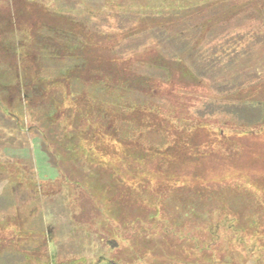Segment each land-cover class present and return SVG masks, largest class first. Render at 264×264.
Segmentation results:
<instances>
[{
    "label": "rangeland",
    "instance_id": "374dc122",
    "mask_svg": "<svg viewBox=\"0 0 264 264\" xmlns=\"http://www.w3.org/2000/svg\"><path fill=\"white\" fill-rule=\"evenodd\" d=\"M153 1L156 4L151 0H0V39L5 46L0 51V73L7 85L2 98L19 111L12 72L16 32L24 36L33 29L41 40L51 39L60 32L62 17H67L73 20L71 35L77 31L84 39L83 51L98 49L107 58L134 55L140 61L134 63L136 70L155 77L157 69L145 59L157 45L145 43L163 28L177 31L187 23L191 31L186 60L195 69V81H157L158 94L140 98L159 103L161 111L178 122L204 115L196 121L217 134L225 132L231 138L227 148L205 163L180 166L185 175L192 174L171 188L161 176L170 164L157 159L138 166L112 162V168H99V182L84 169L86 183L83 188L75 183L74 201L65 198L60 186L56 189L59 180L45 186L47 196L30 191L28 198L26 191L17 193V185L14 190L8 187L0 197V264H28L36 257L48 264H264V0H218L202 11L192 5L196 0H190L187 9L174 13L164 7L176 0ZM56 36L70 43L67 33ZM44 45L35 41L30 46L36 56L26 69L29 78L36 71L43 78H58L59 69H46L47 61L37 58ZM74 45L80 52V45ZM171 48L163 49L168 58ZM36 58L42 64L30 71ZM224 96L229 98L223 103ZM42 102L34 98L26 110L24 131L14 129L21 138L10 142L11 151H18L15 161L28 160V139L44 163L37 131H53L56 134L50 136L56 138L68 125L50 121L48 101ZM5 122L16 126L5 117L0 132H6ZM207 129L197 130L199 140L208 137ZM148 134L152 143L157 134ZM42 163L38 179L44 181L50 169ZM5 177L0 173L3 183ZM65 184L69 181L61 183ZM15 233L23 235L20 241L7 238ZM40 242L44 246L37 248Z\"/></svg>",
    "mask_w": 264,
    "mask_h": 264
},
{
    "label": "trees",
    "instance_id": "16d2710c",
    "mask_svg": "<svg viewBox=\"0 0 264 264\" xmlns=\"http://www.w3.org/2000/svg\"><path fill=\"white\" fill-rule=\"evenodd\" d=\"M189 1L176 0L174 2L176 4L163 7L171 9L168 11L170 13L178 10L184 11L188 8ZM151 2L156 4L153 0ZM220 2H224V0ZM216 3L218 0H196L192 5H199V9L202 11L208 10L209 5ZM62 18V24L58 25L61 28L57 27L60 32H56V34L67 33L70 36L74 30L71 25L73 20L67 17ZM157 27H162V24ZM190 27L189 24L184 23L177 31L163 28L152 35L151 42L145 43L153 45L152 42H154L157 45L158 50H151L150 52L154 54L149 52L147 58H144L153 68L157 69L158 75L155 77L144 70L142 72V69L136 70L134 63L140 61L134 55L128 59L114 56L107 58L100 54L98 49L95 53H90L87 49L83 51L84 39L77 36V31L69 37L70 43L69 40H64L66 41L64 43L62 36H56L55 33H53V38L50 39L48 36L41 40L37 33H33V29L24 36L20 34V31L16 32L17 37L14 39L16 62L12 72L15 74L13 83L18 89L20 97L19 111H14V108L2 98V95L6 94L7 85L4 84L2 73H0V122H3L5 117L16 122L15 127L10 122H5L6 127L4 128L7 130L5 133L0 132V140H6V143H0L2 145L0 165H4V170L0 169V173L6 176L2 178L5 183L0 179V197L4 190L6 191L8 187L14 190L16 185L18 186L17 193L26 191L28 198L30 191L47 196L44 193L49 191H46L45 186L51 184L52 181L59 180L55 184L56 189L60 186L59 191H65V198L71 197L74 201L76 198L71 194H77L78 191L75 188V183L82 188L85 185L84 169L89 172L88 176L91 177V180L99 182V168H112V162L113 164L120 162L138 166L153 159L170 164L161 176L165 178V183L171 188L176 181H182L192 174L189 172L185 175L180 171V166L197 161L205 163V160L210 156L213 157L219 151L223 152L231 138L225 132L217 134L215 130L211 131L205 125L199 124L196 120L202 121L204 115H198L195 117L196 120L186 118L178 122L174 117L166 116L161 111L159 103L140 98L141 96L157 95L160 90L157 81L168 83L172 80L180 82L186 80L189 83L195 81L193 76L196 74L195 69L193 70L186 60L187 53L190 52L187 46ZM0 37L2 36L0 35ZM55 37L56 39H54ZM53 39L55 42L51 41ZM0 41L1 51L5 46L2 45L1 39ZM35 41L48 45V47L42 46L43 52L39 53L37 58L40 56L44 61H47V63L45 62L47 65L43 63L46 69L49 68L53 71L59 69L58 78L56 76L55 78H43L40 71H36L29 78V72L26 69L36 56L30 51V46L34 45ZM72 43H78L80 46H77L81 48V51L78 52L80 49ZM168 45L172 46L169 58L163 50ZM37 58L34 64L29 66V68L31 67L30 71L33 70V66L42 64L37 61ZM50 60L53 61V64L48 63ZM171 61L176 64L174 67H172ZM162 73L163 75L160 76ZM59 87L64 89L59 92L57 91ZM29 88L32 93L29 92ZM24 94L28 95L26 99H23ZM32 96L35 101L39 98L44 100L43 104L48 101L50 121L56 119L63 124L66 121L68 124L62 127L63 131L61 132L63 133L56 138L50 136L53 131H37L42 144V151L40 150L39 153L43 157V161L45 160L44 163L35 155L34 142L31 147L28 139L26 140L27 149H29L28 160L15 161L13 155L18 151L16 149L17 152L11 151L14 146L10 142L21 141L19 133L14 129L20 128L21 131H24L26 110L30 109L34 102ZM228 98V96H224L223 103ZM204 128L209 131V135L207 134L208 137L199 140L197 130ZM66 130L67 133H65ZM147 134H157L152 143L147 141ZM40 162L47 164L50 169L45 174L48 179L44 181L38 179L42 170ZM7 166L13 167L17 172ZM173 166L175 169L170 170ZM50 175L53 177H49ZM64 180L69 181V184L61 185ZM11 181L16 184L12 183V185ZM32 184L33 187H31ZM68 185L74 189H69ZM22 236V234L15 233L7 238L9 240L17 238V241H20ZM42 246L44 243L40 242L37 248ZM33 260L28 264H48L47 259L46 262H42L38 257Z\"/></svg>",
    "mask_w": 264,
    "mask_h": 264
}]
</instances>
